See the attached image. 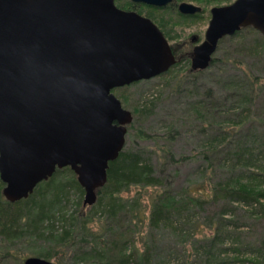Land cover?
I'll use <instances>...</instances> for the list:
<instances>
[{
    "label": "water",
    "instance_id": "1",
    "mask_svg": "<svg viewBox=\"0 0 264 264\" xmlns=\"http://www.w3.org/2000/svg\"><path fill=\"white\" fill-rule=\"evenodd\" d=\"M163 7L174 0H130ZM182 15L199 6L181 2ZM251 27L264 37V0L210 9L190 69H206L220 39ZM194 41V40H193ZM176 63L160 28L115 0H0V180L4 198H27L55 170L70 167L95 203L108 163L125 145L131 111L112 93ZM23 264H55L30 256Z\"/></svg>",
    "mask_w": 264,
    "mask_h": 264
},
{
    "label": "trees",
    "instance_id": "2",
    "mask_svg": "<svg viewBox=\"0 0 264 264\" xmlns=\"http://www.w3.org/2000/svg\"><path fill=\"white\" fill-rule=\"evenodd\" d=\"M245 29L253 32L256 38L235 43L219 59L212 56L210 65L218 62L219 66L230 63L240 67L244 60L252 58L255 59L253 66L245 68L249 70H244L243 74L224 81V89H228L225 98L221 99L213 89H204L202 100L193 102L191 107L197 115L235 118L233 133L224 130L221 124L217 125L216 134L210 141L211 144L215 140V149L211 150L210 159L204 156L207 166L215 163L219 171L215 172L217 178L212 182L208 196L187 197L185 193L177 196L165 190L156 194L149 214L151 232L173 226L179 218L189 221L188 198L196 202V206H212L203 221L210 233L203 235L199 240V249L197 247L194 252L193 248L190 254L194 255V264H264V238H240L236 232L237 223H234L236 219L224 217L238 205L248 208L246 211L251 214L264 215V78L251 71L257 69L264 74V38L251 27ZM170 72L168 70L164 75ZM194 72L202 70L192 71L189 67V73ZM174 76L179 77V74ZM227 101L230 104L221 113L220 104ZM206 103L211 105L208 110ZM144 106L134 109L138 119L146 111ZM136 135L148 137L141 129ZM143 156L139 150L124 145L118 157L108 163L107 181L96 190V201L90 205L94 209L93 214L105 222L98 233L85 230V224L91 217L83 218L79 225L63 227L53 233L51 208L66 203L70 192H79L80 197L84 194L70 167L57 168L51 177L38 183L27 198L14 203L4 198V183L0 180V238L9 242L29 238L44 242L50 249L37 253V257L62 259L67 254L75 264H160L156 262L160 258L156 254L154 236L151 242L144 243L142 251L135 247L128 250L136 233L135 225H131L133 217L130 209L134 207L135 200L128 205L120 195L132 186L154 187L162 183L154 165ZM124 220H127L125 225L121 223ZM8 258L10 260L13 256Z\"/></svg>",
    "mask_w": 264,
    "mask_h": 264
},
{
    "label": "rangeland",
    "instance_id": "3",
    "mask_svg": "<svg viewBox=\"0 0 264 264\" xmlns=\"http://www.w3.org/2000/svg\"><path fill=\"white\" fill-rule=\"evenodd\" d=\"M129 1L116 0L115 4L126 11L133 9L136 13L149 17L175 48L176 55L180 59L173 65V69H169L170 74L164 75L163 73L151 79L112 90V93L121 101L123 108L131 111L133 115L130 123L133 126L127 125L125 146L139 150L144 155L143 157L154 165L156 174L162 179V183L154 187L132 186L120 195L121 200L127 204L135 200L134 207L131 206L130 209L133 217L131 225H135L136 233L133 243L128 245V250L135 247L142 251L144 243L151 242L154 236L156 254L160 258L156 261L157 263L194 264V255L190 254L193 248L195 252L203 235L209 232L203 225V221L208 217V211L213 209L212 206L199 207L196 206V202L188 198L189 221L179 218L178 221H174L173 226L168 225L158 231L150 232L148 219L152 201L157 196L156 194L165 190L177 196H182L184 193L187 197L208 196L211 184L217 178L215 172L219 173V171L215 163L211 167L207 166L204 156L207 155L206 157L210 159L211 150L215 149V140L211 144L210 141L216 134L217 125L221 124L224 130L232 132L235 118L230 116L223 118L214 114L202 116L200 113L201 115H197L191 107L193 102L202 100L204 89H213L221 99L225 98L228 89H224V81L243 74L244 70H249L245 68L253 66L255 59L247 58L248 60H244V64L240 67H235L230 63L219 66L216 62L202 72L189 73V55L194 45L204 39V32L210 19V9L215 6L228 5L234 0H174L169 6L162 8ZM181 2L199 6L201 11L195 15H182L177 9ZM258 34L264 38L259 32ZM252 35L253 32L243 28L237 34L223 37L218 42L213 58H221L225 51H229L235 43H241L243 39L256 38ZM251 71L264 78V74L257 69H251ZM176 73L179 77L174 76ZM229 104L228 101L220 104L221 113L227 110ZM144 105L146 111L143 117L138 119L134 115V109L143 108ZM210 106L206 103L207 110ZM138 129L143 130L148 137L137 136ZM221 136H227V134H221ZM83 198L84 194L80 197L79 192H70L66 203L62 202L51 208V213L54 215L52 218L53 233L61 231L63 227L79 225L85 217H91L85 224V230L94 233L101 231L105 222L100 220L98 215L93 214L94 209L89 205L83 206ZM237 207V209L232 208L230 214L224 217L229 220L236 219L234 223H237L235 226L239 237L253 240L259 237L264 238V215L251 214L246 211L248 208L242 205ZM126 222L127 220L121 221L124 225ZM49 249L46 243L30 238L15 240V242L0 238V263L23 264L25 258L37 256V253ZM10 255L13 258L9 260ZM70 257L65 254L62 259L48 258V260L55 264H60L59 261L61 264H75L72 258L69 259Z\"/></svg>",
    "mask_w": 264,
    "mask_h": 264
},
{
    "label": "flooded vegetation",
    "instance_id": "4",
    "mask_svg": "<svg viewBox=\"0 0 264 264\" xmlns=\"http://www.w3.org/2000/svg\"><path fill=\"white\" fill-rule=\"evenodd\" d=\"M127 3H128V2H127ZM130 3H131V2H130ZM134 3H135V2H134ZM140 4H142V3H140ZM131 5L133 6V3H132ZM131 5H130V6H131ZM169 5H170V4H169ZM169 5H166V6H169ZM132 6H131V7H132ZM148 6H149V5H148ZM166 6H163V7H166ZM150 7L159 8V7H157V6H150ZM119 8H121V7H119ZM161 8H162V7H161ZM121 9H122V8H121ZM177 9H178V8H177ZM123 10H126V9H123ZM128 11H134V10H133V9H130V10H128ZM135 12H136V11H135ZM178 12H179V11H178ZM194 15H195V14H194ZM143 16H144V15H143ZM145 17H147V16H145ZM147 18H149V17H147ZM198 43H199V42H198ZM198 43H196V44H198ZM196 44H195V45H196ZM195 45H194V46H195ZM172 48H173V52H174V54H175L176 63H177V61H179L180 57H177L175 48H174L173 46H172ZM186 56H187V55H186ZM189 57H190V60H191V54L189 55ZM189 57H188V58H189ZM190 60L188 61L189 64H190ZM176 63H175V64H176Z\"/></svg>",
    "mask_w": 264,
    "mask_h": 264
}]
</instances>
